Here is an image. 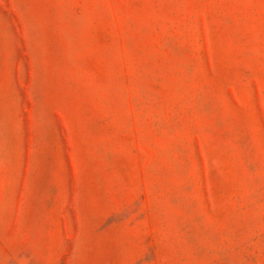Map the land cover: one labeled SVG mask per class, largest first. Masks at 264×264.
Returning a JSON list of instances; mask_svg holds the SVG:
<instances>
[{"label":"rangeland","instance_id":"374dc122","mask_svg":"<svg viewBox=\"0 0 264 264\" xmlns=\"http://www.w3.org/2000/svg\"><path fill=\"white\" fill-rule=\"evenodd\" d=\"M0 264H264V0H0Z\"/></svg>","mask_w":264,"mask_h":264}]
</instances>
